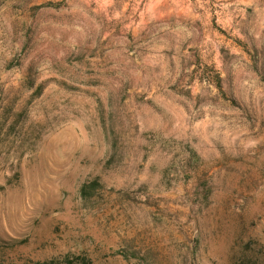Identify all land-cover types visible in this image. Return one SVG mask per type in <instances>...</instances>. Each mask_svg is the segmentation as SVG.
Masks as SVG:
<instances>
[{
  "label": "rangeland",
  "instance_id": "374dc122",
  "mask_svg": "<svg viewBox=\"0 0 264 264\" xmlns=\"http://www.w3.org/2000/svg\"><path fill=\"white\" fill-rule=\"evenodd\" d=\"M2 243L264 264V0H0Z\"/></svg>",
  "mask_w": 264,
  "mask_h": 264
},
{
  "label": "trees",
  "instance_id": "16d2710c",
  "mask_svg": "<svg viewBox=\"0 0 264 264\" xmlns=\"http://www.w3.org/2000/svg\"><path fill=\"white\" fill-rule=\"evenodd\" d=\"M97 184H98L97 179H94L93 181L88 183H84L81 188L82 195L89 196L92 193V191L96 188ZM6 245L7 244L5 243L0 244V250L7 248ZM34 264H92V260L87 255L67 254L62 258H52L44 261H38L35 262ZM236 264H257V262L251 257L250 258L243 257V259L237 261Z\"/></svg>",
  "mask_w": 264,
  "mask_h": 264
}]
</instances>
